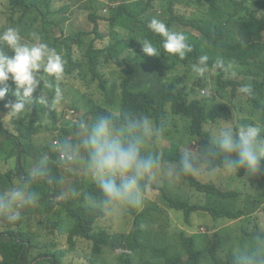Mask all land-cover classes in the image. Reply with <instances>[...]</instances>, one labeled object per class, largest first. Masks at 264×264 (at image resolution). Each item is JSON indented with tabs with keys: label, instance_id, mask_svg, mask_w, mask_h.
<instances>
[{
	"label": "clouds",
	"instance_id": "9594fccd",
	"mask_svg": "<svg viewBox=\"0 0 264 264\" xmlns=\"http://www.w3.org/2000/svg\"><path fill=\"white\" fill-rule=\"evenodd\" d=\"M258 1L188 0L172 18L175 26L149 21L168 56L176 57L168 76L175 94L187 89L176 120L162 130L150 113L123 103L141 98L130 70H117L111 59L93 72L85 48L65 47V33L81 27L78 12L67 13L63 30L31 24L30 0H0V240L11 236L34 261L53 264L71 263L89 237L104 249L98 264H123L125 257L133 264H264L246 242L254 233L249 221L241 225L249 217L264 230V96L238 76L229 46ZM21 20L29 21L27 28ZM142 44L143 56L159 55L150 40ZM256 62L264 72V47ZM217 63L225 64L222 77ZM184 65L208 73V82L199 87ZM110 70L118 84L107 94L101 81ZM241 103L246 107L236 111ZM196 112L207 118L195 122ZM33 116L37 130H25L22 122ZM34 142L42 143L26 150ZM226 201L235 219L214 215ZM37 219L49 222L38 234L34 227L45 222ZM17 221L21 235L7 234ZM89 223L86 236L81 230ZM149 229L158 234L152 243ZM73 231L78 239L67 243ZM164 238L168 248L157 259L153 246ZM258 249L264 255L261 241ZM57 250L70 255L59 259L52 255Z\"/></svg>",
	"mask_w": 264,
	"mask_h": 264
},
{
	"label": "trees",
	"instance_id": "16d2710c",
	"mask_svg": "<svg viewBox=\"0 0 264 264\" xmlns=\"http://www.w3.org/2000/svg\"><path fill=\"white\" fill-rule=\"evenodd\" d=\"M188 0H30L28 4V11L31 15V24L36 25V21H41L46 24L55 23L64 30L67 13L76 11L81 17L84 27H74V33L67 34L65 39V47L68 49V44L73 47H83L87 50L91 57L92 70L100 66H110L111 59L114 60V65L117 70H130L133 76L134 85L141 95L140 99L129 100L123 99V103L137 108L143 112L150 113L155 120L158 128L165 130L171 126L176 120L175 116L179 115L181 104L178 103L180 97L187 93V89H183L180 97L175 94L177 85L171 83L168 79L172 70L176 69L174 56H168L162 46V36L154 33L148 28V23L153 18L163 21L167 26L168 24L175 26L176 23L172 18L178 16L185 7ZM62 2V4H59ZM259 5L255 10L256 13L251 15L252 19L249 23L242 26L239 32L233 33V39L230 46V56L233 66L239 70L238 76L241 78L246 86H255L258 90L259 98H263L264 89L260 87L264 84V72L256 62V56L264 47V0L258 1ZM58 17L59 21L54 19ZM103 22L107 26V30L101 31L99 24ZM22 27L25 29L29 25V21H20ZM94 26L93 29L89 28ZM237 34H240L236 37ZM100 39L101 43L97 40ZM104 46L102 43L107 41ZM143 40H150L155 47L159 49V55L152 57L146 53V56L141 54L143 50L141 44ZM143 45V44H142ZM110 46L113 50L111 52ZM161 56V57H159ZM157 57V58H156ZM148 59V62L145 61ZM177 63V62H175ZM220 76L224 70V63H217ZM187 74L197 79L199 87H202L208 82V73L198 75L192 71L190 66H182ZM209 66L207 68H212ZM242 67V68H241ZM181 79V78H179ZM118 84L117 76L114 70H110L108 76L101 81V85L107 91ZM170 103V104H169ZM246 107L241 103L236 105V111H241ZM259 109H263L259 105ZM207 116L203 112H196L193 114L195 122H200L206 119ZM38 118L36 116L27 118L22 122V127L28 131H36L34 126ZM241 124L242 120H240ZM39 142L28 143L25 145L26 150L39 146ZM223 205L219 209L213 210L215 216L229 215L228 219H235L236 212L231 213V203L226 201L221 203ZM5 203L1 204V208L5 209ZM30 219L27 224L31 226L30 222L32 215L28 216ZM249 221V222H248ZM14 231L10 228L6 229L7 234L15 233V237L21 235L20 229H24L22 225ZM22 219L20 220V224ZM45 226H35V232L38 234L42 229L47 228L49 222L44 219H37L36 224ZM248 222V231L254 232L248 235L246 242L252 245L253 249L258 252L259 260H264V255L259 253V241L264 245V230L259 224L252 220V218L245 217L241 220V225ZM19 228V229H18ZM92 226L89 223L84 226L81 232L89 236L92 231ZM18 231V232H17ZM17 232V233H16ZM149 242L152 243L151 238L156 237V233L148 230ZM67 243H75L78 235L75 231L68 233L66 236ZM89 247H78L82 251L78 257H75L71 263L68 264H98L101 254L104 249L99 245L95 238L89 237L87 239ZM165 243V248L163 243ZM168 239L164 238L157 240V245L153 246V253L157 259L163 257L167 251ZM0 252L3 259L1 264H53L51 259H38L34 261L35 257L23 251L22 247H15L11 242V236L7 239L6 243L0 240ZM232 252V250H230ZM54 257L65 260L69 257L70 253L67 250L56 251L52 254ZM216 255V254H215ZM229 254V256H231ZM216 257H218L216 255ZM123 264H133L130 257L121 259ZM148 264H158L157 260L151 261ZM217 264H220L217 259Z\"/></svg>",
	"mask_w": 264,
	"mask_h": 264
},
{
	"label": "rangeland",
	"instance_id": "374dc122",
	"mask_svg": "<svg viewBox=\"0 0 264 264\" xmlns=\"http://www.w3.org/2000/svg\"><path fill=\"white\" fill-rule=\"evenodd\" d=\"M72 18L74 19V15L72 16ZM76 23H81V20H77ZM81 27H84L82 24H81ZM89 28L93 29L94 26H90ZM99 28L101 29V31H104L106 32L105 30H107V26L105 25V23L101 22L99 24ZM99 43L101 42L100 39L97 40ZM227 76H229V67L227 68ZM12 125H10L11 127ZM201 221V217L200 215H197L196 217L193 218V223L194 224H198L199 222ZM210 225L213 224L212 221H208ZM230 224H233L232 222H223L221 225L222 226H229ZM261 225L264 226V217L261 218ZM221 228L219 227H213V231H219ZM221 233L223 234V232L221 231Z\"/></svg>",
	"mask_w": 264,
	"mask_h": 264
}]
</instances>
